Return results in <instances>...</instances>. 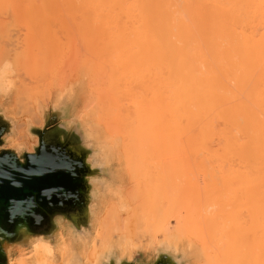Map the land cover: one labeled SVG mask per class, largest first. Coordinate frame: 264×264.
I'll return each instance as SVG.
<instances>
[{
	"label": "bare ground",
	"instance_id": "6f19581e",
	"mask_svg": "<svg viewBox=\"0 0 264 264\" xmlns=\"http://www.w3.org/2000/svg\"><path fill=\"white\" fill-rule=\"evenodd\" d=\"M259 1L0 0V107L23 140L11 136L7 147L34 152L27 118L39 75L61 53V28L100 78L77 94L57 85L49 102L83 100L79 120L107 168L91 206V226L96 211L105 214L103 232L62 229L54 243L40 237L18 249L9 264L131 261L138 232L173 254L181 242L192 264H264ZM60 93L66 100L54 99Z\"/></svg>",
	"mask_w": 264,
	"mask_h": 264
},
{
	"label": "water",
	"instance_id": "95a60500",
	"mask_svg": "<svg viewBox=\"0 0 264 264\" xmlns=\"http://www.w3.org/2000/svg\"><path fill=\"white\" fill-rule=\"evenodd\" d=\"M39 144L33 153L7 146L12 121L0 107V264H9L20 248L43 237L56 240L63 228L91 230L95 187L107 178L96 162V146L85 126L72 117L69 103L45 114L42 128H31ZM112 256L105 264H143ZM148 264H186L185 256L158 248Z\"/></svg>",
	"mask_w": 264,
	"mask_h": 264
},
{
	"label": "rangeland",
	"instance_id": "374dc122",
	"mask_svg": "<svg viewBox=\"0 0 264 264\" xmlns=\"http://www.w3.org/2000/svg\"><path fill=\"white\" fill-rule=\"evenodd\" d=\"M248 1H249V4L251 5V6L248 5L250 8L251 7L252 8L257 7L252 2V0H248ZM244 2H246V0H244ZM257 2L258 1H256V4H257ZM259 2H260V4H258V5L260 7L261 6L264 7V4L262 3V1H259ZM240 4L243 5V3H239L237 5V7L238 6L241 7ZM245 8H246V5H245ZM54 30L58 33L57 37L60 40L59 44H58V48L60 49L59 52L61 51V53L58 57H56L57 50H56V52L54 50V52L52 53V56H53L52 60L48 62L47 68L45 70V74L39 75L40 76L39 82H38V84H39L38 85L39 101L37 103V109L31 116H28V118H27V120H28L27 124H30L31 128L43 127L44 123H45V114L47 112L53 110L54 108H56V106H54L53 100L51 102H49V98L47 95V92L49 89L56 88L57 85H62L65 83L66 88L68 90H73V91H75L73 93L77 94L81 90H89V89L95 88L97 86L98 79L100 78V69L98 66H95L93 69L89 68L90 66L86 68L85 66H83L81 64V61L76 58V56H77L76 51L79 50V47L77 44H79V43L78 42H76V43L69 42L67 37H66V34L61 30V28L55 27ZM54 39L57 42L56 35H55ZM58 82H61V83H58ZM63 96H64V94L60 93L58 95V97L54 98V99L55 100H57V99L61 100V98H62L63 100H66L65 98H63ZM66 103H69V105H71V107H72L73 119L80 121L79 116H81V113L84 110L83 100L82 99H72V101H70V102L63 101L62 104H66ZM62 104H60V105H62ZM9 119L12 121V123L14 125L16 124V121L13 118V116H10ZM22 121L23 120H21V123H22ZM89 139L92 140L94 145L96 146L95 139L93 137L89 138ZM11 141L14 144H18V143L23 142V140L21 139L20 135L17 132H15V134L12 136ZM38 144H39V140H38V143L36 146L34 144H32V140H31V146L33 148L37 147ZM28 150H30V148H28ZM96 153H97V151H96ZM170 211L171 212H177L178 206L177 205L170 206ZM96 213H97L96 216L93 218V226H92V230H91L93 234L101 233L105 230V225L103 224L105 214L103 212L101 214V213H99V211H96ZM172 224L175 225L174 222H172ZM66 229L68 230L69 228H63V230H66ZM134 238H135V243L141 244L142 247H137V248L133 249L131 261H134L136 259V257H138V254H141L142 256L140 257V262L143 264H148L149 262H151L154 259L156 250L159 247L157 248V247L150 246V242H149L150 238L149 237L142 238L139 240V238H141V235L139 232L134 236ZM157 238H158V240H161L162 236L159 235ZM180 243L181 242H177L176 247L178 248V250H176L174 252V254L185 256L186 264H192L191 259L188 257L187 253L183 252V249L179 250L180 249L179 248ZM126 259H127V257H126ZM196 264H198V263H196Z\"/></svg>",
	"mask_w": 264,
	"mask_h": 264
}]
</instances>
